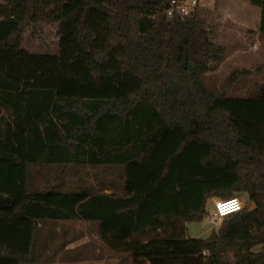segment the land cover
<instances>
[{"label": "trees", "instance_id": "1", "mask_svg": "<svg viewBox=\"0 0 264 264\" xmlns=\"http://www.w3.org/2000/svg\"><path fill=\"white\" fill-rule=\"evenodd\" d=\"M174 1L185 0H1L0 264L53 263L65 246L45 226L75 221L102 239L186 244L202 264H264V79L247 96L228 91L249 70L209 89L223 48L194 13L170 21ZM246 1L264 38V0ZM45 24L58 28V51L24 47ZM45 167L61 168V183L30 192ZM82 169L95 188L78 185ZM238 195L252 204L188 238L211 199Z\"/></svg>", "mask_w": 264, "mask_h": 264}, {"label": "rangeland", "instance_id": "2", "mask_svg": "<svg viewBox=\"0 0 264 264\" xmlns=\"http://www.w3.org/2000/svg\"><path fill=\"white\" fill-rule=\"evenodd\" d=\"M0 3L1 0H0ZM260 9L252 6L246 0H199L194 12L207 31L210 39L219 47L223 48V62L214 72L206 75L205 82L209 89H220L226 79L235 71L249 70L254 73L244 85H238L228 93L234 96H247L257 91V83L264 79V38L260 35ZM58 28L56 25L45 24L29 29L24 36V47L33 52L56 53L58 51ZM243 84V83H242ZM6 115V112L3 111ZM35 169V168H34ZM61 168L45 167L41 170H34L32 179L29 182L30 192L46 188V183L51 185L60 176ZM89 172V173H88ZM136 168L129 169V187L135 190ZM68 172L63 177L62 185L67 186L73 177ZM83 187L93 188L96 184L92 171L83 170L79 174ZM55 180V181H54ZM95 188V187H94ZM244 206L252 203L246 195H238ZM220 198L211 199L207 206V215L202 222L189 223V239H207L213 231L218 230L222 221L212 217L214 203ZM75 226L81 230L77 238L70 239L76 245L85 249H94L93 257L108 256V264H136L135 249H159L152 254L154 258L166 257L168 261L158 260L155 264H202L200 255L194 253L186 244L163 243V245L141 246L132 241L109 236L107 239L99 237L98 227L95 224L76 222ZM157 247V248H156ZM118 250L121 253L116 252ZM100 251V252H99ZM255 251L264 252V246H259ZM165 252V253H164ZM96 260V259H95Z\"/></svg>", "mask_w": 264, "mask_h": 264}, {"label": "crops", "instance_id": "3", "mask_svg": "<svg viewBox=\"0 0 264 264\" xmlns=\"http://www.w3.org/2000/svg\"><path fill=\"white\" fill-rule=\"evenodd\" d=\"M261 18V15H260ZM260 32V30H259ZM110 193L111 191H107ZM76 222H82V221H75V222H57L53 227L50 225L45 226L44 233H51L54 232L61 237V242L65 246L64 249H61V254L58 255V257L54 260L51 264H108V256H98L96 258L93 257L94 255V249H80L84 252H87V256H89V259L87 260H75V256L77 254V251L81 245H76V243L70 239L71 238H77L78 234L80 233L79 228L75 226ZM85 223V222H84ZM50 228V230H49ZM100 237V236H99ZM109 236H106L105 239H107ZM141 246H148L149 243H141ZM159 249H148L147 251L144 249H138L137 254H139L136 257V264H155L158 260L168 261V258L166 257H160V258H154L151 255L158 252ZM100 252V251H99ZM116 252H122L117 249ZM62 254H65L68 259L64 261H60L59 258L62 256ZM84 255V254H83ZM96 259V260H95Z\"/></svg>", "mask_w": 264, "mask_h": 264}, {"label": "built area", "instance_id": "4", "mask_svg": "<svg viewBox=\"0 0 264 264\" xmlns=\"http://www.w3.org/2000/svg\"><path fill=\"white\" fill-rule=\"evenodd\" d=\"M198 3L199 0L174 1L171 8L167 11V16L172 19L175 15L181 17L190 16L195 12ZM243 208V202L237 197L229 200H217L214 203L212 217L218 221H222L224 218L240 212Z\"/></svg>", "mask_w": 264, "mask_h": 264}, {"label": "water", "instance_id": "5", "mask_svg": "<svg viewBox=\"0 0 264 264\" xmlns=\"http://www.w3.org/2000/svg\"><path fill=\"white\" fill-rule=\"evenodd\" d=\"M173 19L172 18H170V21H172ZM256 209V206L255 205H253V207L249 210V212H253L254 210Z\"/></svg>", "mask_w": 264, "mask_h": 264}]
</instances>
